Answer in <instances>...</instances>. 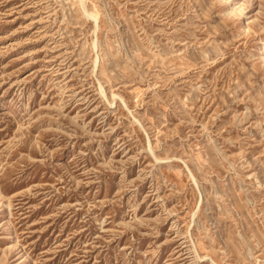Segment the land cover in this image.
<instances>
[{
  "label": "rangeland",
  "instance_id": "rangeland-1",
  "mask_svg": "<svg viewBox=\"0 0 264 264\" xmlns=\"http://www.w3.org/2000/svg\"><path fill=\"white\" fill-rule=\"evenodd\" d=\"M0 264H264V0H0Z\"/></svg>",
  "mask_w": 264,
  "mask_h": 264
},
{
  "label": "bare ground",
  "instance_id": "bare-ground-1",
  "mask_svg": "<svg viewBox=\"0 0 264 264\" xmlns=\"http://www.w3.org/2000/svg\"><path fill=\"white\" fill-rule=\"evenodd\" d=\"M81 1V0H80ZM83 3V2H82ZM94 16V15H93Z\"/></svg>",
  "mask_w": 264,
  "mask_h": 264
}]
</instances>
